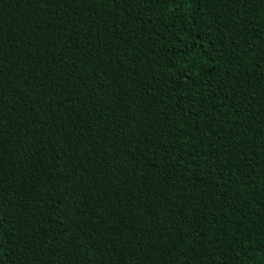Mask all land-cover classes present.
<instances>
[{"label": "trees", "instance_id": "trees-1", "mask_svg": "<svg viewBox=\"0 0 264 264\" xmlns=\"http://www.w3.org/2000/svg\"><path fill=\"white\" fill-rule=\"evenodd\" d=\"M0 264H264V0H0Z\"/></svg>", "mask_w": 264, "mask_h": 264}]
</instances>
